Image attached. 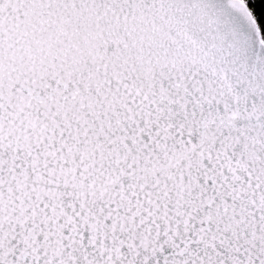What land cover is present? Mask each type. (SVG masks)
Returning <instances> with one entry per match:
<instances>
[{
	"label": "snow or ice",
	"instance_id": "6c2138e0",
	"mask_svg": "<svg viewBox=\"0 0 264 264\" xmlns=\"http://www.w3.org/2000/svg\"><path fill=\"white\" fill-rule=\"evenodd\" d=\"M0 264H264L247 0H0Z\"/></svg>",
	"mask_w": 264,
	"mask_h": 264
},
{
	"label": "trees",
	"instance_id": "16d2710c",
	"mask_svg": "<svg viewBox=\"0 0 264 264\" xmlns=\"http://www.w3.org/2000/svg\"><path fill=\"white\" fill-rule=\"evenodd\" d=\"M248 6L253 10L262 30H264V0H249Z\"/></svg>",
	"mask_w": 264,
	"mask_h": 264
},
{
	"label": "rangeland",
	"instance_id": "374dc122",
	"mask_svg": "<svg viewBox=\"0 0 264 264\" xmlns=\"http://www.w3.org/2000/svg\"><path fill=\"white\" fill-rule=\"evenodd\" d=\"M249 2V0H247V3Z\"/></svg>",
	"mask_w": 264,
	"mask_h": 264
},
{
	"label": "water",
	"instance_id": "95a60500",
	"mask_svg": "<svg viewBox=\"0 0 264 264\" xmlns=\"http://www.w3.org/2000/svg\"><path fill=\"white\" fill-rule=\"evenodd\" d=\"M213 2H215V0H213ZM249 7V6H248Z\"/></svg>",
	"mask_w": 264,
	"mask_h": 264
}]
</instances>
